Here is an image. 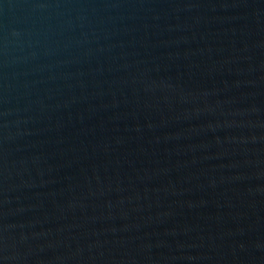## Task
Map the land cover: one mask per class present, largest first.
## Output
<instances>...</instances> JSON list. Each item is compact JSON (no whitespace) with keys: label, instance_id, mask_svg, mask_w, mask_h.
Wrapping results in <instances>:
<instances>
[{"label":"water","instance_id":"obj_1","mask_svg":"<svg viewBox=\"0 0 264 264\" xmlns=\"http://www.w3.org/2000/svg\"><path fill=\"white\" fill-rule=\"evenodd\" d=\"M0 264H264V0H0Z\"/></svg>","mask_w":264,"mask_h":264}]
</instances>
